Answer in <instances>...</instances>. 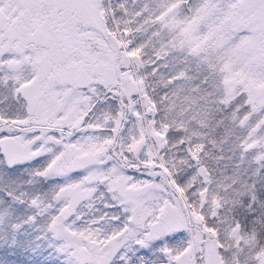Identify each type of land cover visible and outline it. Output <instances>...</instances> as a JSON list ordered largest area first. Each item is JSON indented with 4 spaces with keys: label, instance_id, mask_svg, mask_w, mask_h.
<instances>
[{
    "label": "snow or ice",
    "instance_id": "1",
    "mask_svg": "<svg viewBox=\"0 0 264 264\" xmlns=\"http://www.w3.org/2000/svg\"><path fill=\"white\" fill-rule=\"evenodd\" d=\"M0 264H264V0H0Z\"/></svg>",
    "mask_w": 264,
    "mask_h": 264
}]
</instances>
